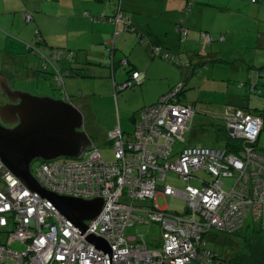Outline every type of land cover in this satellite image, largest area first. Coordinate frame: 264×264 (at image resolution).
<instances>
[{
    "label": "built area",
    "instance_id": "obj_1",
    "mask_svg": "<svg viewBox=\"0 0 264 264\" xmlns=\"http://www.w3.org/2000/svg\"><path fill=\"white\" fill-rule=\"evenodd\" d=\"M194 3L188 0L187 14ZM25 17L29 22L33 14ZM112 22L117 31L121 23L126 28L131 25L120 14ZM202 39L205 43L215 40L204 32ZM151 51L154 57L176 61L159 46H152ZM62 55L55 50L52 58ZM52 58L42 54L44 66L52 65ZM53 68L58 84L63 85L62 74ZM142 78L140 72H133L125 83L115 84L116 90L134 88ZM183 88L181 83L156 104L143 108L131 135L126 136L120 127L114 129L109 135L111 160L92 146L85 159L41 162L32 174L41 187L60 196L103 197L99 215L83 223L89 227L88 235L108 242L112 264H221L206 247V236L212 231L237 233L250 216L259 218L264 213V153L257 146L262 119L236 109L226 116L228 135L235 142L230 150L185 147L174 154L196 113L182 102ZM169 172L188 183L184 190L158 185ZM202 172L209 174V180L198 177ZM0 177V234H11L15 241L13 245L0 242V264H110L108 252L96 249L49 200L32 192L1 160ZM226 178L235 179L229 190L224 189ZM158 193L185 199L186 212L160 208ZM153 223L161 229L160 240L151 243L157 249L149 248L144 240L147 234L126 235L128 228Z\"/></svg>",
    "mask_w": 264,
    "mask_h": 264
},
{
    "label": "crops",
    "instance_id": "obj_2",
    "mask_svg": "<svg viewBox=\"0 0 264 264\" xmlns=\"http://www.w3.org/2000/svg\"><path fill=\"white\" fill-rule=\"evenodd\" d=\"M253 1L258 5L244 0H195L187 14L188 0H0V77L3 73L11 76L7 85L12 91L62 100L76 107L83 121L85 114L78 103L84 94V79L96 80L105 86L98 96L108 99L114 108L115 103L136 102L126 112L134 124L143 108L156 104L183 83L182 102L194 107L196 113L174 154L185 147H204L197 142L203 127L219 126L220 122L226 126V116L236 109L261 116L263 128L257 146L263 152L264 77L259 71L264 68V0ZM222 12L230 13L226 17ZM27 13L33 14L29 23ZM116 14L128 19L130 27L121 23L117 31L112 22ZM34 28L41 36L42 44L37 46L47 57H53L54 49L73 54L71 58H56L58 64L53 62L62 74L63 85L58 84L55 69L44 66L42 53L29 46ZM203 31L216 41L205 43ZM152 46L181 61L154 57ZM133 72L143 75L141 84L131 91L116 90L115 84L125 83ZM34 82L37 92L27 91L25 84ZM118 127L123 130V124ZM134 129L123 132L128 136ZM113 130L108 132L110 144ZM78 131L95 146L84 125ZM186 132L190 133L187 141ZM250 218L246 228L262 229L264 240V213Z\"/></svg>",
    "mask_w": 264,
    "mask_h": 264
},
{
    "label": "water",
    "instance_id": "obj_3",
    "mask_svg": "<svg viewBox=\"0 0 264 264\" xmlns=\"http://www.w3.org/2000/svg\"><path fill=\"white\" fill-rule=\"evenodd\" d=\"M11 76L3 73L0 77L1 95L8 94L15 99L21 98L20 105L9 111L20 115L22 125L7 129L0 124V159L32 192H37L42 198L49 200L75 227L79 233L98 250L108 252L112 264V249L102 237L86 230L89 228L85 221L96 218L104 207L103 197L91 200L83 198L60 196L51 192L38 183L31 173L32 160L43 162L57 161L68 157L81 159L84 152L93 146L84 132L83 116L76 107L48 97H35L29 93L12 91L7 85ZM4 90V92H3ZM9 107V106H8ZM6 110L3 113L7 121L18 122L17 116ZM79 200L89 201L81 203ZM84 209H79L80 206Z\"/></svg>",
    "mask_w": 264,
    "mask_h": 264
},
{
    "label": "rangeland",
    "instance_id": "obj_4",
    "mask_svg": "<svg viewBox=\"0 0 264 264\" xmlns=\"http://www.w3.org/2000/svg\"><path fill=\"white\" fill-rule=\"evenodd\" d=\"M255 1H259V0H255ZM244 2H249L250 4L255 5V6L258 5L253 0H244ZM222 13H224V15H226L227 17L230 12H222ZM33 23L31 25L30 24L26 25V27L30 25L31 26L30 28H32ZM255 24L258 28V24L257 23ZM35 32H36L35 28L32 29L33 42H32V45L30 44L29 46H31L34 51H38L42 53L43 55H45L42 51H40V49L37 46V45L42 44L40 43L41 36L38 33L35 34ZM10 34L13 35L12 33ZM55 50H59V49H54V51ZM67 54L68 52L64 53V55L68 57ZM3 58L4 56L2 57V62H1L2 67L4 66ZM53 62H55V64L59 63V61L56 58H52V65H50L51 67H49L51 71H54L53 66L55 65L53 64ZM84 81H85L84 86H83L85 89L84 94H81L80 96L81 101L78 103L80 104V106H82L83 113L85 114L84 123H83L84 130L88 133V135L93 136L92 138L94 141V145L101 150L105 158L107 160H111L112 151H111V144L109 143V139H108V132L118 127L119 125L121 126V124H123V130L125 132H130L134 129L135 124L132 123V121L130 120L131 116L129 117V114H127L126 112L131 110L133 106L136 104V102L134 103L133 101L125 100L126 102H121L120 105H118V103H115V108H114L112 103L108 99L98 96L99 92L102 91L101 87H105V86H100L101 84L99 85V83H97L96 80H90L89 78H85ZM91 81L97 84H93ZM56 84L55 86H57ZM25 85L27 86V89H26L27 91H30L33 93L37 92L35 89V82L31 85L29 84H25ZM16 87L22 89V84L17 83ZM131 90L133 89H127V91H131ZM190 91L191 90H189V92ZM43 92L44 91L41 89V91L39 92L40 95H43L44 94ZM59 92L60 91H58V95L61 97L62 95ZM93 93L95 95H93ZM253 95H256V94H253ZM257 95L260 97V94H257ZM189 137H190V133L186 132L184 139L187 141ZM197 142L199 146H204L208 148H219V149L225 148L226 143L228 142V138L225 132L224 124L220 122L219 126H212V125L204 126L203 130H201V132L198 135ZM177 144L175 145L174 153H176V150H178V146L181 145V143H177ZM85 158H87V155H83L81 159H85ZM75 160H78V159L68 158V157H62L58 159V161L60 162H70V161H75ZM39 164L40 163L37 161L32 165L31 167L32 174L35 173V170L37 169ZM198 177H200L202 180H209L210 176L208 173L202 172L199 174ZM222 181L224 182V189L229 190L231 186H233L235 179L226 178ZM1 184H2V180L0 177V185ZM187 184L188 183L186 181L182 180L178 175L171 173V172L167 173L165 180H160L158 182L159 186L164 187L167 185H171L173 188H176L178 190H184ZM193 184L200 186L199 184H196V183H193ZM157 203L160 208H163V209L168 208L169 210L176 211L178 213H184L188 208L187 202L185 199L177 198V197H174V198L167 197L166 198L162 195H159V193H158ZM250 217L248 219L249 223L252 222V219ZM263 229H264V226H263ZM8 230L9 229H7V231ZM137 232L142 235L147 234L144 240L149 243V248L157 249L158 245H154V246L151 245V243L154 240L159 241L161 238L160 237L161 229L156 223H153L151 227L147 225H144V226L135 225L134 227L127 229L126 235L135 236ZM10 236L11 234H6V233L0 234V242H3V243L9 242L10 245H13L15 241L13 237L10 238ZM207 240H208V244L206 245V247L210 249L211 251H213L216 254V256L223 258V260H225L226 262L232 260L242 250V242L240 238L232 234L226 235V234H221V233L220 234L211 233L207 235ZM193 264H198V263L194 262Z\"/></svg>",
    "mask_w": 264,
    "mask_h": 264
},
{
    "label": "trees",
    "instance_id": "obj_5",
    "mask_svg": "<svg viewBox=\"0 0 264 264\" xmlns=\"http://www.w3.org/2000/svg\"><path fill=\"white\" fill-rule=\"evenodd\" d=\"M115 16H117V14ZM203 32L206 34H209L208 32H205V31ZM214 41H216V39ZM213 42L207 43V44H212ZM259 72L261 76L264 77V68L261 69ZM251 86H252V89H256L255 85H251ZM247 113L261 118L260 115H255L252 112H247ZM224 128H225V132L228 138V142L226 143L227 145L226 148L230 150L232 146L235 144V142L232 141L231 138L229 137L228 132H227V126H224ZM246 227L247 225L241 231L232 234L240 238L242 242L241 252L237 254L236 257H234L232 260L228 262L223 260V258L217 256L221 264H264V240L262 236V229H256L254 226L251 228H246ZM211 233H219V232L212 231ZM221 234H225V233H221ZM226 235H229V234H226ZM206 239H207V236H206ZM207 244H208V240H207Z\"/></svg>",
    "mask_w": 264,
    "mask_h": 264
},
{
    "label": "flooded vegetation",
    "instance_id": "obj_6",
    "mask_svg": "<svg viewBox=\"0 0 264 264\" xmlns=\"http://www.w3.org/2000/svg\"><path fill=\"white\" fill-rule=\"evenodd\" d=\"M3 92H4V90H3ZM18 105H20V101L17 102L15 99H12L11 97H7L5 95H1L0 94V124H1V126H3L4 128H7V129H14V128L18 127L19 125H22V119L20 118V115L19 114L17 115L15 112L13 113V111L12 112L9 111L10 106H12V108L15 109ZM6 110H8L10 113H13V115L15 114L17 116L18 122H15V121H12V120L11 121H7L4 118V115L2 114V112L3 113H7ZM37 161L39 163L42 162V160H37V159L36 160H32L30 167H32V165L35 162H37ZM79 202L86 203V202H89V201L79 200ZM84 208L85 207L83 205L79 207V209H81V210L84 209Z\"/></svg>",
    "mask_w": 264,
    "mask_h": 264
},
{
    "label": "bare ground",
    "instance_id": "obj_7",
    "mask_svg": "<svg viewBox=\"0 0 264 264\" xmlns=\"http://www.w3.org/2000/svg\"><path fill=\"white\" fill-rule=\"evenodd\" d=\"M1 160V159H0ZM11 171V170H10Z\"/></svg>",
    "mask_w": 264,
    "mask_h": 264
}]
</instances>
